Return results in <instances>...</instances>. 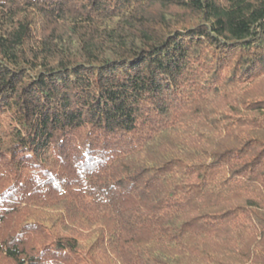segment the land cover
I'll list each match as a JSON object with an SVG mask.
<instances>
[{
    "label": "trees",
    "instance_id": "1",
    "mask_svg": "<svg viewBox=\"0 0 264 264\" xmlns=\"http://www.w3.org/2000/svg\"><path fill=\"white\" fill-rule=\"evenodd\" d=\"M262 76L264 0H0V264H264Z\"/></svg>",
    "mask_w": 264,
    "mask_h": 264
},
{
    "label": "rangeland",
    "instance_id": "2",
    "mask_svg": "<svg viewBox=\"0 0 264 264\" xmlns=\"http://www.w3.org/2000/svg\"><path fill=\"white\" fill-rule=\"evenodd\" d=\"M246 91H248L247 93L250 94V96L259 97L260 99L262 98V100H264V76L257 79L251 86H248ZM224 101H220L218 105H222Z\"/></svg>",
    "mask_w": 264,
    "mask_h": 264
}]
</instances>
